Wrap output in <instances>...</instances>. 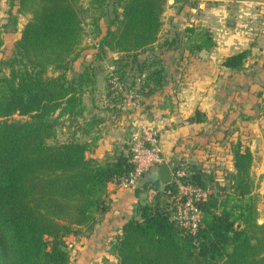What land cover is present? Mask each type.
Instances as JSON below:
<instances>
[{
    "label": "trees",
    "instance_id": "obj_1",
    "mask_svg": "<svg viewBox=\"0 0 264 264\" xmlns=\"http://www.w3.org/2000/svg\"><path fill=\"white\" fill-rule=\"evenodd\" d=\"M80 1L8 0L10 9L16 8L14 24L18 14L30 12L31 17L5 60L8 74L0 76V264H70L68 237L93 231L110 208L108 183L120 181L135 168L129 146L103 157L87 155L105 120L95 111L87 115L83 98L87 88L96 84L97 59L108 51L117 52L118 80L125 84L130 66L133 73L127 88L140 102L163 89L167 80L161 57L148 63V51L163 39L167 0H89L98 53L69 76L85 37L87 9ZM105 15L110 18L103 28L100 18ZM185 30L186 43L193 42L197 49L214 43L207 29L187 26ZM2 32L0 23V48ZM164 38L160 48L168 49L180 36ZM248 55V49L230 54L223 65L241 69ZM136 76H143L139 86ZM106 79L108 94L117 91ZM258 107L263 118L264 99ZM16 113L27 118H12ZM63 117L67 130L72 128L66 139L58 137ZM189 120L204 121L205 114L198 110ZM221 124L218 129L228 126ZM219 140L200 146L198 163L183 154L172 167L185 169L186 182L211 189L198 204L202 220L197 230L186 232L171 219L167 190L175 185L166 184L153 201L135 206L110 245L116 261L105 264H264L254 153L241 140L231 141L225 155H231L232 170L221 181L204 164L206 157L218 163L223 158L224 153L216 151Z\"/></svg>",
    "mask_w": 264,
    "mask_h": 264
},
{
    "label": "crops",
    "instance_id": "obj_2",
    "mask_svg": "<svg viewBox=\"0 0 264 264\" xmlns=\"http://www.w3.org/2000/svg\"><path fill=\"white\" fill-rule=\"evenodd\" d=\"M189 1L179 0L181 4L171 11V14L180 17L181 23L169 31H178L180 38L172 48L161 47L167 75L164 88L148 97L143 96L136 106L120 102L124 104L122 110L115 114L116 120L109 119L104 112H98L104 115L105 120L100 125L101 135L87 152L88 156L103 157L129 146L133 130L144 123L159 132L162 161H167L173 167L183 154H189L188 161L196 164L200 159L197 155L200 146L219 139L218 127L222 126L221 122L229 126L236 121L235 124L240 126L257 127L261 117L255 111L260 100L264 99V26H249L244 22L264 11L256 4L264 3V0H203L198 2L197 7L188 6L186 2ZM199 15L206 18L198 19ZM187 17L193 22L188 23ZM187 26L194 27L196 31L207 29L213 45L197 49L193 42L186 43ZM165 38L159 39L155 48H160ZM244 49L249 50V55L243 68L232 69L223 65L225 57ZM118 57V54L113 55L114 60ZM104 88L108 89L107 79L99 71L94 88L88 90L89 95L92 98L97 95L96 90L103 91ZM117 89L120 95L125 93L122 88ZM102 91L100 94L103 96L105 93ZM153 95L157 98L153 99ZM198 110L205 114V120L190 121V116ZM256 153L259 154L258 151ZM257 159L254 155V164L258 162ZM141 179L130 184L122 180L108 183L110 208L93 231L81 236L88 241L82 240V256L97 255L94 244L107 239L114 241L123 224L134 214L135 206L153 201L158 184H148V181L142 182ZM141 185L149 186L150 192L142 190L138 193ZM151 192L153 197L149 199ZM87 261L86 264H89Z\"/></svg>",
    "mask_w": 264,
    "mask_h": 264
},
{
    "label": "rangeland",
    "instance_id": "obj_3",
    "mask_svg": "<svg viewBox=\"0 0 264 264\" xmlns=\"http://www.w3.org/2000/svg\"><path fill=\"white\" fill-rule=\"evenodd\" d=\"M88 1L89 0H81L80 4L87 9L88 7ZM199 1L203 0H190L189 2H186L188 6H199ZM206 1V0H205ZM216 2L218 0H215ZM181 2L179 0H167L165 5V14L163 13L162 20L163 25L161 29V38L164 36L172 37L176 40V30L171 32L169 29H172L176 27L177 24L181 23L180 17L176 14H171V11L175 9L177 6H179ZM257 6L264 9V3H256ZM170 10V11H169ZM90 10L87 9L86 12H84L83 20H84V26H85V37L82 43V49L80 57L76 60V62L73 65V69H70L69 72L78 71L82 67V62H86L91 58H95L96 54L98 53V46H97V40L98 37H96V31H94V25L91 24V17H90ZM16 15V8L14 7L12 10L10 9V5L8 0H0V23L2 25V36H3V45L0 48V76L4 74H8L9 67L5 64V60L10 56V54L13 51V44L14 41L19 37L21 33V29L23 28L24 24L27 22V20L31 17V13H21L17 15V24L13 23V16ZM203 18L206 16H200L199 18ZM110 18V15H105L100 18V23L103 28H105L106 24L108 23V20ZM188 23H190L192 20L187 17ZM231 18V16H230ZM225 22V20H223ZM243 20H241L242 22ZM193 22V21H192ZM244 23H247V25H254V26H264V11L261 12V14L256 16H251L249 21H246ZM166 29V30H164ZM164 30V31H163ZM165 34V35H163ZM161 48H155L153 50L148 51V55L150 56L148 58V63L157 62L160 60L161 57ZM118 54L114 51H108L101 59H97V69L101 71L102 75L106 78L109 77V81L112 83V87L117 89V84L112 81V69L110 66H115L113 55ZM57 71L53 72L52 70L49 71V74L51 75H57ZM132 70H130V66L127 67V77L125 78V84L121 82L122 89L124 90V94L120 95V93L117 91H113L112 93L108 94L107 90L105 89L102 91L96 90L97 95L91 96L89 95L90 92H88L89 88H87V91L84 95V102L86 104V110L89 111H95V112H104L106 114L105 116H108L109 119L116 120L115 114L117 113V110L122 105V102L124 101L125 104H127V101L124 99L126 98V94H133V103L130 106H136L137 102L139 101V97L134 93L133 89L127 88L129 86V83L131 82V75ZM72 74V73H71ZM71 74L69 76H71ZM145 75V74H144ZM143 76H136V85H140L142 81L140 79ZM128 85V86H127ZM104 92L105 94L102 96L100 93ZM118 92V93H117ZM153 99H156L157 96L153 95ZM260 100V99H259ZM250 102H253V100H250ZM256 103V102H254ZM124 104V103H123ZM129 105V104H128ZM257 112H261V108H257ZM150 112V111H149ZM102 115V113H100ZM261 117V116H259ZM12 118L15 119H23L27 118V116H22L19 114H14ZM62 122H64L60 127L58 128V137L61 139L70 138L72 136V131L67 130V119L65 117L61 118ZM79 120V119H78ZM109 120V121H112ZM236 121H233V123L227 127H221L218 129L219 135L218 138L220 141L218 142V149L216 150L217 153L223 152V158L219 159V163L217 162V159L210 160L211 157H206V160L204 161V164L207 165L211 169V171L215 172L216 178H219L221 181L224 180L226 177V174L229 170H232V160L231 155H225L226 152L230 151V143L231 141H237L241 140L244 145H248L251 149V146L253 147L254 155L258 157L257 163L252 166V172L255 176V181L257 182V188L255 189V192L258 193L257 198V206H258V222L262 223L264 222V117L259 119V123H257V127L254 128L252 126H240L238 124H235ZM255 130H254V129ZM259 133V134H258ZM252 151V152H253ZM258 151L259 154L256 152ZM215 152V151H214ZM209 159V160H208ZM221 165V166H219ZM147 183V182H146ZM149 184V183H148ZM151 185V184H150ZM165 186V185H164ZM163 185L158 183L157 190H161L164 188ZM150 187L147 185H141L140 188L138 187V193L140 191H147L150 192ZM149 194V193H148ZM152 196L147 195V197L150 199L153 197V192L150 193ZM147 198V199H148ZM169 199V198H168ZM261 221V222H260ZM68 244L69 249L71 252V255L73 256V260L71 264H86L87 262H90L89 264H105L106 261H116V257L113 253H111L109 246L111 245L112 240H103L98 245H95V248L97 247L98 254L97 255H88V256H82V249L80 246L83 244L82 240L84 242H88L85 238L82 239L76 238L75 236H69L68 237ZM92 243V242H91ZM93 246V247H94ZM92 247V246H91ZM91 258V259H90ZM82 261V263H81Z\"/></svg>",
    "mask_w": 264,
    "mask_h": 264
},
{
    "label": "built area",
    "instance_id": "obj_4",
    "mask_svg": "<svg viewBox=\"0 0 264 264\" xmlns=\"http://www.w3.org/2000/svg\"><path fill=\"white\" fill-rule=\"evenodd\" d=\"M112 69V81L117 88H122L121 82L115 73V66ZM133 94H126L127 104L133 103ZM129 151L131 160L135 164L133 171L121 180L125 184L135 183L141 179L151 168L162 162V148L160 145L159 132L155 128L148 127L140 123L132 132ZM185 169L173 168L174 189H168L169 200L172 203L171 219L177 226L186 232H195L201 223L202 215L199 209V202L208 198L210 188L186 182L187 176Z\"/></svg>",
    "mask_w": 264,
    "mask_h": 264
},
{
    "label": "water",
    "instance_id": "obj_5",
    "mask_svg": "<svg viewBox=\"0 0 264 264\" xmlns=\"http://www.w3.org/2000/svg\"><path fill=\"white\" fill-rule=\"evenodd\" d=\"M72 72H69V75ZM173 179V168L167 161H162L156 166L151 168L141 179L144 181L159 182L161 185H166L172 182ZM261 222V221H260Z\"/></svg>",
    "mask_w": 264,
    "mask_h": 264
},
{
    "label": "flooded vegetation",
    "instance_id": "obj_6",
    "mask_svg": "<svg viewBox=\"0 0 264 264\" xmlns=\"http://www.w3.org/2000/svg\"><path fill=\"white\" fill-rule=\"evenodd\" d=\"M148 183H151V184H153V185H156V184H158L159 182L157 181V182H152V181H148Z\"/></svg>",
    "mask_w": 264,
    "mask_h": 264
}]
</instances>
